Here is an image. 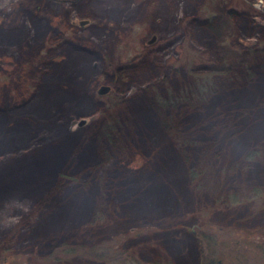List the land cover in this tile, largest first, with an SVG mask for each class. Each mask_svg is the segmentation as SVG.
<instances>
[{
  "label": "rangeland",
  "instance_id": "374dc122",
  "mask_svg": "<svg viewBox=\"0 0 264 264\" xmlns=\"http://www.w3.org/2000/svg\"><path fill=\"white\" fill-rule=\"evenodd\" d=\"M260 1L0 0V113L28 138L0 153V264H264V40L241 37L229 15L264 14ZM214 18L221 40L195 46L190 24ZM70 50L99 55L101 71L83 81L93 114L27 119L41 74L68 64ZM105 85L112 91L100 96ZM157 103L207 114L169 130L173 111ZM113 124L125 152L110 148L112 161L98 167ZM212 140L195 179L184 164L171 170Z\"/></svg>",
  "mask_w": 264,
  "mask_h": 264
},
{
  "label": "trees",
  "instance_id": "16d2710c",
  "mask_svg": "<svg viewBox=\"0 0 264 264\" xmlns=\"http://www.w3.org/2000/svg\"><path fill=\"white\" fill-rule=\"evenodd\" d=\"M263 14V13H262ZM258 15V17H263L264 18V14L263 15ZM230 18L232 20H235L236 24L239 27V34L241 37H243L244 39H248V38H256L259 37V40H264V25H261L259 22L256 21V17L252 15V13H239L236 11H230ZM29 20L31 21V19L29 18ZM31 24V23H30ZM23 28V27H22ZM190 29H191V41L194 43L195 46L199 47V48H206V49H211L212 46L214 45V43H218L221 40V35L223 33V29L221 26V23L219 22L218 19H212V20H207L204 23H199V22H194L192 24H190ZM6 41L9 42L11 39H13V41L16 39L18 40L19 36H16L14 34H11L8 37H5ZM4 38V39H5ZM212 45V46H210ZM63 45H61L60 47V51L62 52V48ZM71 51V52H70ZM69 51V59H68V64H65L63 66H54L51 67L50 70H44L45 72L41 74V87L45 86L44 89H40V98L35 97L36 99L32 101V103H29L26 107H25V116L27 117V119H36V118H42L45 121L52 122V119L57 118L56 114V110L63 115V118L67 117L68 114H72L75 113L77 117L80 118H84V117H89L92 114L88 115L86 112H84L85 110H88L86 108H89L91 106H93L91 99L89 98V96L87 95H83L82 91H83V81H85V79L87 78L88 75L92 74V75H96V73L98 74L102 67H101V63L98 60L99 55H94L93 57H83L82 55H80L79 52L75 51V50H70ZM92 55V54H91ZM71 56H73L71 58ZM78 57L82 58L80 60V58L78 59ZM74 58V60H72ZM62 60H64V58H62ZM56 67V69H55ZM121 73L118 72L115 74V77H112V84L117 85L118 83H115L116 81H120L121 78ZM42 77L44 78V80H42ZM53 84L55 85L54 89H50L49 85ZM56 85H61L64 86L65 88H59L56 89ZM119 87V84L117 85V88ZM201 89L202 87H198L196 88L192 94H199L198 97L200 95H202L201 93ZM81 91V92H80ZM131 91V86L130 85H125L124 89H119L118 93L121 95L123 93L127 94ZM189 97H191L189 95ZM193 98V97H191ZM195 98V97H194ZM171 100V99H169ZM172 101V100H171ZM158 106L160 107V109L164 110V109H171L173 112L169 113V117L170 118H166L167 121L170 122L171 125L167 126L165 129H172L175 131L174 127L177 129H179V131H182L183 127L181 126H185V121L187 119H191L193 117L189 116L190 114H195L194 118H201L203 116H206L207 111L200 110L199 112H195L198 108V104H194L192 105L189 109L187 113H183V114H177L179 112H176L180 109L183 108V106H189L191 104H187V105H180L178 104V106H176L177 108H169L170 106L164 108L163 106H161L159 103H157ZM206 103H204L202 105V107L205 105ZM83 108L85 110H83ZM205 110V109H204ZM165 113V110L163 111ZM7 113H0V131L1 133H3V137L0 140V153H8V151H10L14 145L16 144H20L21 142H23V140H28L27 136H26V132L25 129L21 130V132L19 133H14V130L11 129V120L9 119V117H6ZM210 115V114H209ZM179 118V119H178ZM49 119V121H48ZM51 119V120H50ZM243 120V119H242ZM249 119H245L244 118V122H247ZM62 121V119H61ZM60 121V122H61ZM6 122L9 124H6ZM119 124V123H118ZM5 125V128L3 127ZM25 126H27V124H24V128ZM58 126V125H56ZM59 127V126H58ZM65 125H61L60 127V133L62 131H67L66 128H64ZM64 128V129H63ZM181 128V129H180ZM220 128V127H219ZM239 127L235 124L231 125V130L234 129H238ZM27 129V128H26ZM111 132H108L109 128L107 127L101 138H100V151L103 155V159L102 162L99 163V165H97L98 167H102V168H106L107 162L112 161L111 159V155H110V148L112 149H116L117 151H119L120 153L125 152V148L123 144V135L125 134L122 129L120 128V126L118 127V125L113 124V126L111 127ZM220 131V129H218ZM230 130V131H231ZM112 131H115L114 133ZM25 132V133H24ZM28 133V131H27ZM231 134H229L230 136ZM16 137V141H12L11 137L13 138ZM39 136V132L35 133V136L32 139V143L35 142V140H37ZM209 136V134H208ZM181 136L178 135V139ZM230 138V137H229ZM5 143V144H2ZM10 144V148L9 150H2L7 144ZM122 143V144H120ZM206 143H203V145L201 144L198 147V150L196 151L195 155H191V151L189 152V150H184L187 152L183 153V162H180L181 164H176L175 166L172 167V171L178 172L181 171V166L184 164L185 167H187L188 169V173L190 174V177H193V179H195L200 173H196L198 172L197 170L202 167V165L204 164V162L206 161L207 157L210 155V153L212 152L211 150H214V141L212 140L210 145L212 146H205ZM189 152V153H188ZM175 158V157H173ZM164 159V156L162 155L161 158H159L158 160ZM110 164V163H109ZM94 173V172H93ZM96 173V171H95ZM94 173V174H95ZM165 173H169V171H165ZM60 178L64 181L67 180H71V181H76L75 177L68 175V174H61ZM165 180V179H164ZM17 208H20L21 210H23V212H29V208L30 207H26L23 205H17ZM22 215V214H21ZM23 216V215H22ZM25 221H27L25 219ZM5 223L4 221L0 220V231L2 229L5 228ZM103 247H105V244H103ZM106 248V247H105ZM98 251V250H97ZM58 255V254H57ZM101 256V255H99ZM105 257H103L104 259ZM102 259V258H100ZM17 264V263H16Z\"/></svg>",
  "mask_w": 264,
  "mask_h": 264
},
{
  "label": "water",
  "instance_id": "95a60500",
  "mask_svg": "<svg viewBox=\"0 0 264 264\" xmlns=\"http://www.w3.org/2000/svg\"><path fill=\"white\" fill-rule=\"evenodd\" d=\"M83 24H84V23H83ZM154 41H155V38L152 39V41L150 42V44H152ZM111 91H112V87L109 86V85H108V86L105 85V86H102V87L100 88L98 94H99L100 96H104V95L109 94ZM87 123H88L87 120L83 119L82 121H80V123H79V127H83V126H85ZM217 264H222V262H219V263H217Z\"/></svg>",
  "mask_w": 264,
  "mask_h": 264
},
{
  "label": "flooded vegetation",
  "instance_id": "af4514ba",
  "mask_svg": "<svg viewBox=\"0 0 264 264\" xmlns=\"http://www.w3.org/2000/svg\"><path fill=\"white\" fill-rule=\"evenodd\" d=\"M168 1H169V0H168ZM146 6H149V5H146ZM260 6L262 7V10H264V5H263L262 1H260ZM128 7H130V5H128ZM143 7H144V4L141 5V7L138 6V9H139L141 12H138V11L135 9V11L133 12L134 14L132 15V18L138 17L140 13H141V15L144 14V12H142ZM126 8H127V7H126ZM130 8H131V7H130ZM130 10H131V9H130ZM128 12H129V11H127L126 14H127ZM245 13H246V12H245ZM257 18H259V17L257 16ZM256 20H257V19H256ZM125 21H126V20H125ZM154 38H155V37H154Z\"/></svg>",
  "mask_w": 264,
  "mask_h": 264
}]
</instances>
